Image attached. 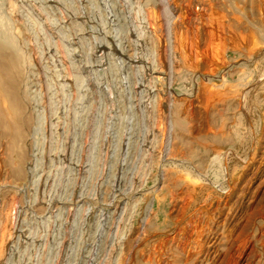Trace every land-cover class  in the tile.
Returning a JSON list of instances; mask_svg holds the SVG:
<instances>
[{"label": "rangeland", "instance_id": "374dc122", "mask_svg": "<svg viewBox=\"0 0 264 264\" xmlns=\"http://www.w3.org/2000/svg\"><path fill=\"white\" fill-rule=\"evenodd\" d=\"M0 264H264V0H0Z\"/></svg>", "mask_w": 264, "mask_h": 264}]
</instances>
